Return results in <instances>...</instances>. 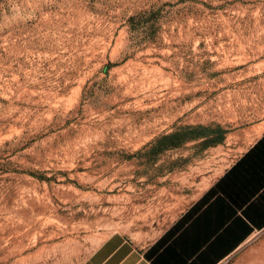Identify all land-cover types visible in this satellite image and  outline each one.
<instances>
[{
	"label": "rangeland",
	"instance_id": "1",
	"mask_svg": "<svg viewBox=\"0 0 264 264\" xmlns=\"http://www.w3.org/2000/svg\"><path fill=\"white\" fill-rule=\"evenodd\" d=\"M263 132L264 0H0V264L151 242Z\"/></svg>",
	"mask_w": 264,
	"mask_h": 264
},
{
	"label": "crops",
	"instance_id": "2",
	"mask_svg": "<svg viewBox=\"0 0 264 264\" xmlns=\"http://www.w3.org/2000/svg\"><path fill=\"white\" fill-rule=\"evenodd\" d=\"M263 228L264 132L159 237L112 233L79 264H221Z\"/></svg>",
	"mask_w": 264,
	"mask_h": 264
}]
</instances>
